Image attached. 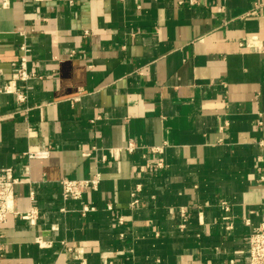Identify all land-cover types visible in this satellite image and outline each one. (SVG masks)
<instances>
[{
    "label": "crops",
    "instance_id": "obj_1",
    "mask_svg": "<svg viewBox=\"0 0 264 264\" xmlns=\"http://www.w3.org/2000/svg\"><path fill=\"white\" fill-rule=\"evenodd\" d=\"M178 1L0 0V168L21 180L0 264H249L264 0ZM158 157L164 169L140 171ZM97 172L63 199L62 178Z\"/></svg>",
    "mask_w": 264,
    "mask_h": 264
},
{
    "label": "built area",
    "instance_id": "obj_2",
    "mask_svg": "<svg viewBox=\"0 0 264 264\" xmlns=\"http://www.w3.org/2000/svg\"><path fill=\"white\" fill-rule=\"evenodd\" d=\"M198 0H179V4L189 3L195 4ZM260 6H264L262 3ZM26 57L22 58L21 67L18 70V74L21 79H26L30 76L27 71ZM19 100L24 101L25 96L19 95ZM138 148L137 143L134 140H129L126 145V150L133 152ZM154 151L159 150L157 147L153 148ZM28 157H47L48 151H30L26 153ZM146 155V154H145ZM166 162L163 157H158L154 161H147L144 165L140 166V171L147 170H162L166 167ZM100 173L94 174L88 179H75L64 177L60 180L62 188L63 199L74 198L81 200L87 189H96L100 182ZM264 179V176L262 177ZM21 183L18 176L15 175L14 169L12 167H1L0 168V225L7 222L11 215H17L18 212L15 209L16 199H17V186ZM139 187V186H138ZM135 193H133V197ZM138 199L134 198L133 204L138 203ZM222 207L226 212L230 211V205L228 201H223ZM92 210L88 204H84L81 212L86 215ZM184 211V210H183ZM185 212V211H184ZM38 211L35 208H31L28 216L30 218H35ZM122 221V218H120ZM247 261L249 264H264V213L262 219L258 226H256L249 236L248 244L246 248Z\"/></svg>",
    "mask_w": 264,
    "mask_h": 264
}]
</instances>
